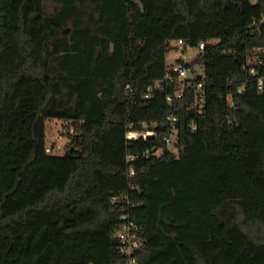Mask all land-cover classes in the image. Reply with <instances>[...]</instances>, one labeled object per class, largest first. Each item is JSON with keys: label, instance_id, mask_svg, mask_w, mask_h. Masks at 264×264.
Listing matches in <instances>:
<instances>
[{"label": "trees", "instance_id": "trees-1", "mask_svg": "<svg viewBox=\"0 0 264 264\" xmlns=\"http://www.w3.org/2000/svg\"><path fill=\"white\" fill-rule=\"evenodd\" d=\"M52 1L0 0V264H126L123 215L138 264H264V91L242 70L264 0ZM179 39L204 44L200 116L176 82L144 99ZM47 120L80 158L45 153Z\"/></svg>", "mask_w": 264, "mask_h": 264}, {"label": "built area", "instance_id": "built-area-1", "mask_svg": "<svg viewBox=\"0 0 264 264\" xmlns=\"http://www.w3.org/2000/svg\"><path fill=\"white\" fill-rule=\"evenodd\" d=\"M258 1L260 0H252L253 3H257ZM170 44H172L171 46L174 51L180 54V57L166 71L161 81H155L151 86L147 88L144 99H148L152 91L159 89L161 82H176V84L178 85V89L173 93V95L166 96V101L171 102L173 97L179 99L184 95L185 90L193 89V100L191 108L195 111L196 115L200 116L203 114L205 96L204 87L201 83V81L203 80V71L199 65H191L195 54H193L192 52H188L193 50L198 52L204 48V44L200 43L198 46L192 47L189 44H186L182 39L172 41ZM263 54V49L252 50L246 55L244 65L242 67V70L244 72L256 77L255 81L258 93H262L264 91V59H262ZM166 121L170 125V134L164 139V142L168 147H172L176 143L175 125L178 122V119L173 115H169L166 117ZM154 129L155 125L153 124H142L141 131H136L133 130V126L130 125L126 132L125 138L127 141H134L140 138L144 140L153 138ZM190 129L194 131V123L190 125ZM72 132L73 131L70 130V133ZM61 138L62 137L60 136L59 139ZM67 141L70 142V140ZM157 152L158 151L156 150L155 153ZM45 153L62 155L64 151L60 147L46 146ZM155 153L146 150L144 154L148 155ZM133 160V157H129V162H132ZM128 175H134V170L132 167L129 168ZM122 219H127V222L121 224L117 231V238L121 243L120 252L127 257L126 264H138L136 259L134 258V252L135 250L139 249L142 244V238L139 234V228L134 223V221L128 220L127 215H123Z\"/></svg>", "mask_w": 264, "mask_h": 264}, {"label": "rangeland", "instance_id": "rangeland-1", "mask_svg": "<svg viewBox=\"0 0 264 264\" xmlns=\"http://www.w3.org/2000/svg\"><path fill=\"white\" fill-rule=\"evenodd\" d=\"M55 7H56V4L52 0H43V8L47 15L52 14ZM191 52L193 54L197 53V51H194V50L188 53H191ZM179 57H180V54H178L174 50L171 51L166 58L167 66L170 68V66H172ZM62 123L63 122L58 121V120L45 121L46 145L49 147L50 146L60 147L65 152L67 149H69L68 147L69 141L65 140L64 137L59 139V137L61 136L60 132L63 129Z\"/></svg>", "mask_w": 264, "mask_h": 264}, {"label": "water", "instance_id": "water-1", "mask_svg": "<svg viewBox=\"0 0 264 264\" xmlns=\"http://www.w3.org/2000/svg\"><path fill=\"white\" fill-rule=\"evenodd\" d=\"M149 139H151V138H149ZM74 151L78 153L77 158H80V156H81V152L78 151V150H75V148H74L73 146H71V147L66 151L65 154H66L67 156H71L72 152H74ZM152 152L155 153V152H156V149H154Z\"/></svg>", "mask_w": 264, "mask_h": 264}]
</instances>
